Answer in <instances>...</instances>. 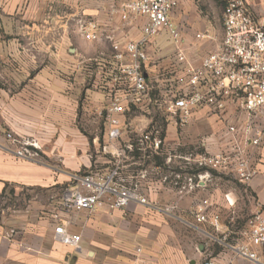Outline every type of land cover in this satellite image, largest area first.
<instances>
[{
  "label": "crops",
  "instance_id": "crops-1",
  "mask_svg": "<svg viewBox=\"0 0 264 264\" xmlns=\"http://www.w3.org/2000/svg\"><path fill=\"white\" fill-rule=\"evenodd\" d=\"M126 1L0 0V264H203L209 256L232 257L230 251L207 236L213 231L209 224L194 229L182 220L192 219V209L207 199L223 226L233 231V237H241L236 234L243 229L234 223L237 195L230 192L235 204L229 206L225 199L228 192L213 179L204 188L185 194L179 193L171 181L162 179L175 172L191 173L194 163L183 158L189 154L224 152L230 162L213 170L235 173V151L241 147L249 166L256 170L248 184L253 201L244 193L250 212L259 207L264 214V141L253 146L244 142L240 131L228 130L229 124L240 127L247 119L239 104L228 102L221 116L201 107L185 127L179 128L166 120L154 102L162 96H172L180 87L177 80L185 75L176 59L175 44L167 31H161L147 47L148 90L144 100L128 105L126 115L121 116L119 140H108L105 121V148L109 147V153L117 158L122 144L135 140L157 123L156 119L165 121L169 147L166 155L141 159L140 153V158L128 156L123 161L134 172L140 168L150 171L143 191L159 207H172L171 212L137 202L113 209L111 201H106L92 213L75 215L71 231L81 235L78 246L54 240L52 212L70 176L105 174L113 167L93 169L90 142L80 132L78 116L81 85L88 78H95V89L88 88L85 98L92 97L93 107H107L110 94L117 88L113 87L117 62L111 41L106 37L85 39L80 23L98 21L103 34L112 35L122 45L137 40L147 19L132 16L130 21H122L119 8ZM246 3L254 17L261 14L264 0ZM181 4L182 0L172 14V22L180 32L187 61L198 66L206 54L220 47L223 25L214 26L200 12L192 18L185 10L182 15ZM261 121L254 118L255 123ZM8 133L38 139L43 146L39 156H17V146ZM183 140L185 144L196 140L200 151L178 148L184 145ZM168 155H172L170 162ZM138 248L142 250L138 252ZM235 264L252 263L236 258Z\"/></svg>",
  "mask_w": 264,
  "mask_h": 264
},
{
  "label": "built area",
  "instance_id": "built-area-1",
  "mask_svg": "<svg viewBox=\"0 0 264 264\" xmlns=\"http://www.w3.org/2000/svg\"><path fill=\"white\" fill-rule=\"evenodd\" d=\"M179 4L180 0H128L123 3L119 8L122 21L128 22L132 16L147 19L139 39L129 40L123 45L112 35H104L98 21H81L80 31L85 39L94 41L106 37L111 41L117 62L113 70V87L117 88L110 94L105 108L108 140L120 139L121 116L126 115L128 105L143 102L148 90L145 72V64L149 60L147 47L161 31H167L176 46V59L183 66L185 75L177 80L180 87L172 96L154 100L166 120L182 128L196 109L207 107L221 116L228 102L234 101L246 113L247 119L240 127L229 124V132L240 131L244 142L260 145L264 141V3L261 14L254 17L246 0H225L222 43L217 50L206 54L198 66L187 61L181 47L180 32L172 22V14ZM197 36L203 37L201 34ZM256 117L262 119L261 123L254 122ZM7 137L17 146V156L26 159L39 156L41 146L35 138H21L12 133H8ZM168 149L162 129L152 123L135 140L120 146L116 153L119 160L107 173L72 174L52 212L54 240L78 246L81 235L71 231L75 215L84 211L92 213L106 201H111L113 209H123L131 202H137L152 209L171 212L172 207H159L143 191V183L148 181L150 171L140 168L134 172L122 160L128 156L135 157V151L142 154L141 159H149L166 155ZM235 152V174L244 193L253 201L248 184L256 175V170L249 166L241 147L238 146ZM183 158L192 161L198 169L207 170L188 174L175 172L162 178L164 182L171 181L181 194L204 188L212 179L208 169H219L231 160L224 152L189 154ZM141 159L138 161L141 162ZM170 161L172 155L167 156V162ZM225 199L229 206L235 204L230 192L225 194ZM211 207V203L204 199L192 209V219L182 221L194 229L200 228L201 224H209L213 231L206 233L207 236L233 256L227 259L209 256L203 264H235L236 258L252 264H264L263 211L259 207L253 208L247 221L248 228L236 234L241 237H233V231L223 226L220 215ZM141 250L137 249L138 252Z\"/></svg>",
  "mask_w": 264,
  "mask_h": 264
},
{
  "label": "rangeland",
  "instance_id": "rangeland-1",
  "mask_svg": "<svg viewBox=\"0 0 264 264\" xmlns=\"http://www.w3.org/2000/svg\"><path fill=\"white\" fill-rule=\"evenodd\" d=\"M181 6L183 8V11L180 9L182 11V15L185 10L189 17L192 18L200 12V15L207 16L209 21H211L214 26L219 28L223 25L225 0H182ZM93 80H95V78H88L85 80L84 85H81V106L79 109L78 127L81 134L84 135L90 142V151L94 161L93 169L97 170L106 168V166H112L117 163V160L119 159L114 158L113 155L109 153V147L105 148L106 144H108L105 138V107H102V105L93 107L92 97H87V99L85 98L86 90L88 88H94L92 87V84L94 85ZM182 143H184V145L182 144L183 146H178V148L185 150L189 149L193 152L200 151V147L196 144V140H194L192 144H185V140H183ZM39 144L42 150L43 146L40 142ZM192 166L193 170H197L196 165L193 164ZM211 174H213L212 179L214 182L221 185L225 192L229 193L233 191L237 195L238 203L236 206V212L234 213V223L237 228L240 227L239 229L245 230L251 213L249 208L250 203L244 194L243 186L238 180L236 174L229 170H220V172L216 170L215 173Z\"/></svg>",
  "mask_w": 264,
  "mask_h": 264
},
{
  "label": "trees",
  "instance_id": "trees-1",
  "mask_svg": "<svg viewBox=\"0 0 264 264\" xmlns=\"http://www.w3.org/2000/svg\"><path fill=\"white\" fill-rule=\"evenodd\" d=\"M157 120V125L162 129V135H165V127H166V122L165 121H162V120H159V119H156ZM133 155L136 157V158H140V153L138 151H135L133 152ZM158 164H160V162L158 161L157 162ZM203 170H207L206 168H200V169H197V170H192L190 171L191 173H196V172H199V171H203ZM209 170V169H208ZM211 173H214L215 171L210 169L209 170Z\"/></svg>",
  "mask_w": 264,
  "mask_h": 264
}]
</instances>
